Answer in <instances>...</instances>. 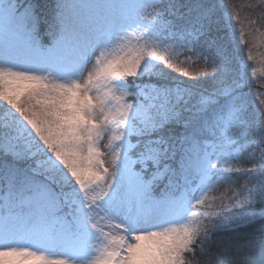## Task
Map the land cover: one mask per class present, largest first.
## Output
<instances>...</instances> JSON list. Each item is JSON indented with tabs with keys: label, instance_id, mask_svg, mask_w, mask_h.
I'll return each mask as SVG.
<instances>
[{
	"label": "snow or ice",
	"instance_id": "snow-or-ice-1",
	"mask_svg": "<svg viewBox=\"0 0 264 264\" xmlns=\"http://www.w3.org/2000/svg\"><path fill=\"white\" fill-rule=\"evenodd\" d=\"M225 15L0 0V264H264V106ZM193 58L197 79L171 75Z\"/></svg>",
	"mask_w": 264,
	"mask_h": 264
},
{
	"label": "trees",
	"instance_id": "trees-1",
	"mask_svg": "<svg viewBox=\"0 0 264 264\" xmlns=\"http://www.w3.org/2000/svg\"><path fill=\"white\" fill-rule=\"evenodd\" d=\"M217 2L221 3V0H217ZM223 2L227 4V11L231 14L230 23L228 22V16L225 15V22L229 23V26L228 28L225 27L223 31H229L230 34H234L239 39L243 55L250 65L248 69V75L251 81L248 88L249 99L252 103L254 115L259 117L260 114L255 111L257 108L254 110L255 101L253 100V96H255V92H259V94L264 92V71L259 70L261 67L264 69V0H223ZM170 55H173L174 64L180 65L185 60L183 55L179 57V60L175 59V54ZM194 59L189 60L187 64H183V67L173 69L171 75L181 76V78L186 80L197 79V74L201 73L204 69L202 64L194 63ZM185 69L189 73L187 77L182 76ZM257 105L258 108L264 106L260 102ZM244 169L251 170V165H244ZM238 178L239 185H231V187H236L237 190H239V186L246 183L248 177H244L241 173H238ZM229 186V184L225 183L219 187L216 193L217 197H220ZM219 194L220 196H218ZM224 203L226 206L225 211L229 210L231 208V202L225 200ZM218 204L216 202V206Z\"/></svg>",
	"mask_w": 264,
	"mask_h": 264
},
{
	"label": "rangeland",
	"instance_id": "rangeland-1",
	"mask_svg": "<svg viewBox=\"0 0 264 264\" xmlns=\"http://www.w3.org/2000/svg\"><path fill=\"white\" fill-rule=\"evenodd\" d=\"M148 11H151V9H148ZM139 35H141L140 33H133L132 34V37H133V41H134V39H135V37H137V36H139ZM260 71L261 70H263L264 71V69H263V67H261V69H259ZM255 92V91H254ZM255 94V96H253L254 98H253V100L255 101V106H254V110H255V108H257V110H255V111H257L259 114H260V112H259V109L261 108H258V105L257 104H259V102L261 103V100H264V97H263V95L262 94H264V92H261V94H259V92H255L254 93ZM257 106V107H256ZM108 139L107 138H105L104 140H103V142H102V144H101V151L102 152H108L109 151V149L108 148H106L105 147V145H107L108 144ZM105 159H106V161H108L109 163L111 162V156H106L105 157ZM232 175L234 176V177H237L238 178V173H232ZM233 185V184H232ZM221 186H223V184L222 185H218L217 187H215L214 189H212V190H210L208 193H207V195L205 196V203L204 204H201V205H199V206H197V208L195 209V211L197 212V213H200V212H202V211H210L211 209L208 207L210 204L213 206V207H215L216 206V202H218L219 203V200H218V198L219 197H217V195H216V193H217V189L219 188V187H221ZM218 196H220V194L218 195ZM43 255L46 257V258H51V259H64L65 257H62V256H58V255H56V254H53V253H49V252H44L43 253Z\"/></svg>",
	"mask_w": 264,
	"mask_h": 264
}]
</instances>
